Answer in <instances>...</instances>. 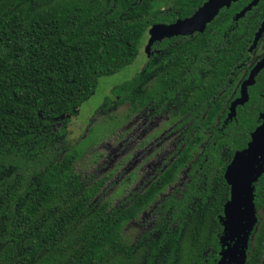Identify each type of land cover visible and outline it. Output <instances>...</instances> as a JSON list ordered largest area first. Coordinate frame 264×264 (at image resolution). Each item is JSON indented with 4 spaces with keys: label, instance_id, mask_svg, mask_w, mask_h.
<instances>
[{
    "label": "trees",
    "instance_id": "1",
    "mask_svg": "<svg viewBox=\"0 0 264 264\" xmlns=\"http://www.w3.org/2000/svg\"><path fill=\"white\" fill-rule=\"evenodd\" d=\"M252 1L221 7L203 32L153 42L141 72L104 99L168 116L178 138L154 180L111 204L105 180L76 171L71 120L99 78L134 62L152 27L209 0H0V264H219L225 174L264 114L263 68L230 116L264 59V0L244 11ZM252 188L244 264H264V165ZM145 212L150 221L125 232Z\"/></svg>",
    "mask_w": 264,
    "mask_h": 264
},
{
    "label": "rangeland",
    "instance_id": "2",
    "mask_svg": "<svg viewBox=\"0 0 264 264\" xmlns=\"http://www.w3.org/2000/svg\"><path fill=\"white\" fill-rule=\"evenodd\" d=\"M147 38H143L140 53L131 65L99 78L94 95L81 105L69 127L67 142L78 150L76 171L88 182L105 180L101 196L111 204L151 182L162 160L174 150L175 138L169 133L173 124L168 116L152 118L146 111L131 112L126 106L103 103L114 87L141 72ZM178 185V180L174 181L165 194ZM148 221L149 212H145L139 221L126 226L125 232L139 229ZM238 257L240 254L233 256L228 251L224 264H240Z\"/></svg>",
    "mask_w": 264,
    "mask_h": 264
},
{
    "label": "water",
    "instance_id": "3",
    "mask_svg": "<svg viewBox=\"0 0 264 264\" xmlns=\"http://www.w3.org/2000/svg\"><path fill=\"white\" fill-rule=\"evenodd\" d=\"M237 0H209L193 17L183 21H177L171 25H157L149 31V40L145 48L148 51L149 46L163 38H170L176 35H190L194 32H203L205 24L210 22L223 7H229L232 2ZM259 0H253L244 10H250L256 6ZM242 12L238 17L242 16ZM264 32V21L256 34L255 42ZM264 68V59L257 64L251 71L249 78L243 83L241 88V98L234 101L230 111L235 114V107L242 105L247 101V87L254 84L256 75ZM262 125L258 127L251 135V142L247 149L235 155L234 161L228 167L225 178L231 186V200L225 205L224 209V237L219 264H224L225 256L228 251L234 255H239L237 259L240 264H244L245 250L247 248L248 238L256 223L254 216L252 184L255 182L264 165V114L260 116ZM237 238L236 243L232 241ZM242 254V255H241Z\"/></svg>",
    "mask_w": 264,
    "mask_h": 264
},
{
    "label": "flooded vegetation",
    "instance_id": "4",
    "mask_svg": "<svg viewBox=\"0 0 264 264\" xmlns=\"http://www.w3.org/2000/svg\"><path fill=\"white\" fill-rule=\"evenodd\" d=\"M171 1H174V0H171ZM161 9H163V7L161 6L160 7ZM263 71V70H262ZM261 72V71H260ZM143 111H145V110H143ZM146 112H148L149 114H150V116L152 117V118H156V117H161V116H154L151 112H149V111H146ZM174 138H175V141H174V149H175V146L177 145V142H178V138H177V136L176 135H174V134H171ZM174 151V150H173ZM173 151H170L169 152V154L162 160V163H161V166H160V168L162 169V164L166 161V159L169 157V155L173 152ZM161 169H159V170H156V171H161ZM155 171V175H154V177L150 180V181H152V180H154L155 178H156V176H157V172ZM187 180V177H186V175L185 174H183L181 177H178V183H179V185H178V187L176 188V189H174V190H179L182 186H183V183H184V181H186ZM180 181H181V183H180ZM150 183V182H149ZM149 183H147V184H149ZM147 184H145V185H147ZM144 185V186H145ZM174 190H172V191H170V192H168V194L166 195H164V194H160L159 195V199H158V201H160V200H162L164 197H167L170 193H172V192H174Z\"/></svg>",
    "mask_w": 264,
    "mask_h": 264
}]
</instances>
